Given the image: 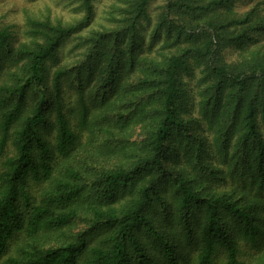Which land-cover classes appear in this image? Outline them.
I'll use <instances>...</instances> for the list:
<instances>
[{
    "label": "trees",
    "instance_id": "trees-1",
    "mask_svg": "<svg viewBox=\"0 0 264 264\" xmlns=\"http://www.w3.org/2000/svg\"><path fill=\"white\" fill-rule=\"evenodd\" d=\"M238 1L0 25V264H264V0Z\"/></svg>",
    "mask_w": 264,
    "mask_h": 264
},
{
    "label": "rangeland",
    "instance_id": "rangeland-1",
    "mask_svg": "<svg viewBox=\"0 0 264 264\" xmlns=\"http://www.w3.org/2000/svg\"><path fill=\"white\" fill-rule=\"evenodd\" d=\"M114 0H94L95 20H100L103 12ZM247 0L237 2L238 11L248 9ZM253 3L258 0H250ZM248 1V3L250 2ZM79 0H0V25L12 24L16 26L18 32H22L26 12L36 15H50L64 21H71L81 16L82 11L79 7ZM97 22V21H96ZM75 41L67 44L71 48ZM72 57L73 53L68 52ZM235 50H228V55L235 56ZM12 254V249L4 258Z\"/></svg>",
    "mask_w": 264,
    "mask_h": 264
}]
</instances>
